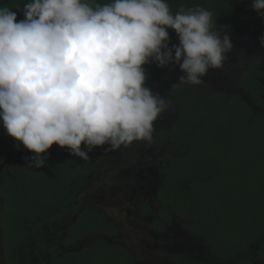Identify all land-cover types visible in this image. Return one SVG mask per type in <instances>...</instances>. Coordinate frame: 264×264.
I'll list each match as a JSON object with an SVG mask.
<instances>
[{
  "label": "clouds",
  "instance_id": "1",
  "mask_svg": "<svg viewBox=\"0 0 264 264\" xmlns=\"http://www.w3.org/2000/svg\"><path fill=\"white\" fill-rule=\"evenodd\" d=\"M251 8L264 19V0ZM23 16L0 7V123L34 153L35 168L53 144L88 160L100 146L150 143L166 105L146 86L144 65L178 66L179 83L201 85L233 48L211 11L173 14L167 0H29Z\"/></svg>",
  "mask_w": 264,
  "mask_h": 264
},
{
  "label": "trees",
  "instance_id": "2",
  "mask_svg": "<svg viewBox=\"0 0 264 264\" xmlns=\"http://www.w3.org/2000/svg\"><path fill=\"white\" fill-rule=\"evenodd\" d=\"M27 2L0 0V7L16 12L20 21L24 19L23 5ZM97 2L104 4L110 0ZM235 2L167 0L173 14L181 7L200 6L212 12L217 25L225 15L228 18V9ZM168 31L169 47H172L178 40L173 30ZM144 68L148 74L145 83L150 90L165 73L179 69L172 65L159 68L155 63ZM188 88L185 83L169 97L165 96L166 103L180 99L187 108L172 129L177 145L174 158L163 170L166 187L160 197L174 215L184 220V227L203 239L213 252H228L221 256L215 254L217 257L235 260L234 264H252L255 255L264 259V117L253 115L243 103L224 104L214 94L202 97L201 102L193 101L191 96L185 97ZM108 148V145L97 147L88 153V160H83L71 155L67 148L53 144L41 154L42 158L46 157L45 165L30 167L34 153L8 136L0 123L2 248L7 253L14 252L27 231V220L43 216L51 208L64 210L71 204L96 164L112 151ZM81 149H85L83 144ZM95 217L93 214V220L102 228V218ZM107 248L98 243L90 263L82 257L63 264H117L120 261L132 264L130 254L120 248L111 253H96Z\"/></svg>",
  "mask_w": 264,
  "mask_h": 264
},
{
  "label": "flooded vegetation",
  "instance_id": "3",
  "mask_svg": "<svg viewBox=\"0 0 264 264\" xmlns=\"http://www.w3.org/2000/svg\"><path fill=\"white\" fill-rule=\"evenodd\" d=\"M251 3L252 0H236L235 4L230 6L228 18L225 15L217 25L218 28L224 29L221 35H229L233 44L232 51L226 53L224 68L209 69L204 77L207 82L204 86L188 84L190 89L185 91V97L191 96L193 101L201 102L202 97L214 94L221 97L224 104L243 103L250 108L253 115L264 117V47L259 43V38L264 34V19L258 17L251 8ZM165 74L173 75L175 79H170L161 92L160 97L163 99L185 84L177 80L183 74L180 69ZM174 85L176 86L173 87ZM192 98L189 100L191 101ZM169 101V103L165 102L164 112L176 109L178 113L175 117L165 118L158 128L154 124L150 143L133 142L135 146L131 145L129 154L135 155L137 160L133 161L134 163L130 159L123 162L120 157L106 168L108 171H116L111 178L114 181L112 183L121 185L119 187L122 188V194L119 197L127 198V202L122 201L119 205L120 202L117 201V207H113L110 205L112 201H108L107 198L114 199L115 194L109 196L108 192L100 190L106 172L102 166L115 153L116 150H112L96 164V169L88 175L86 182L78 190L75 200L66 205L64 210L51 208L43 216L37 215L26 221L27 231L21 241H18L19 245L14 252L7 253L0 243L2 250H0V254L2 253L0 264H63L65 261L75 262L82 257L90 263L91 254L95 253L93 248L98 243L108 248L96 250V253H111L120 248L128 252L133 259L132 264H136L138 257L123 243L117 241L123 226H130L129 220L146 226L143 235L144 246L149 251L153 250V254H158L163 261L162 264H192V262L204 264L202 261L180 254L183 251L173 248L172 244L176 236L172 230L174 221H180L187 237L188 234L194 235L184 227V220L174 215L168 204L160 197L161 191L166 187L164 184L166 173L163 170L174 158V149L177 145L172 138V129L178 122L180 114L187 108L184 100ZM192 107H195V103H192ZM140 142L143 143L138 147ZM151 146L168 148V159L157 160V156L151 154ZM120 168L121 171L117 172ZM111 210L112 214L109 213ZM3 213V200L0 199V242ZM93 214L97 219L102 218V228H99L98 222L93 220ZM10 239L12 243V238ZM255 261L253 258L252 264H255ZM117 264L122 263L120 261Z\"/></svg>",
  "mask_w": 264,
  "mask_h": 264
},
{
  "label": "rangeland",
  "instance_id": "4",
  "mask_svg": "<svg viewBox=\"0 0 264 264\" xmlns=\"http://www.w3.org/2000/svg\"><path fill=\"white\" fill-rule=\"evenodd\" d=\"M183 75L184 73L181 74L179 77ZM179 77L177 78L178 82H179ZM204 77L201 78L204 83L199 85V87L207 84L206 79ZM170 79L174 80L175 76L166 75V74L163 75L161 79L153 85L152 87L153 90L151 91L152 92L154 91V94L160 97L161 92L164 90L166 85L169 83ZM166 112H164L165 114L162 113L159 119L155 122V125L157 128L162 125L165 118H168L169 116L175 117L176 113H178V110L174 109L173 111H166ZM142 143L140 142L138 147L141 146ZM131 145L133 147L135 146V144L133 143ZM131 145L127 147L122 146L120 149H118L121 151L116 150L115 153L110 156L112 159L110 158L109 160H107V162L104 163L102 168L106 170L107 167L111 166V163L113 161L117 160L120 157H122L123 162L129 159L132 160V162L136 161L137 160L136 156L133 154H129L131 152L130 150ZM167 150L168 148H160V147L153 148L151 146V154H154L155 156H157V160L159 161L168 159L169 154H167ZM120 171H121V168L118 169L117 172H120ZM115 173L116 171L106 170V172L104 173L103 180H102V185L100 187V190L108 192L107 195L109 196L110 195L112 196L113 194H115L114 199L107 198L108 201H112L110 205L113 207H117V201L120 202L118 203L119 205H121L122 201L127 202V198L119 197V195L122 194V188L119 187L121 185L112 183L114 181L111 178H113ZM96 174H99V173L96 172ZM158 182H160L159 179H158ZM122 187L124 189V184L122 185ZM109 213L112 214L113 211L111 210L109 211ZM129 221H130V226H127V225L123 226V229L121 230L119 234V239L117 241L119 243H123L126 247H128V249H130V251H132L138 257L136 264H162L163 261L159 258V255L153 254V250L149 251L144 246L143 235H144V232L146 231V226H144L143 223L139 225L135 221H131V220ZM174 222L175 224L172 225L173 226L172 230L175 232L176 236H175V240H173L172 246H174L173 247L174 249L183 251L180 254H183L191 259H197L199 261H202L204 262V264H234L235 263V260L234 261L222 260V258H219L216 256L218 254L220 256L224 254H228V252H222L221 250H217L213 252V250L205 243V241H202L201 239L196 238L189 234L187 237V234L185 232L186 230L184 228L183 229L181 228L183 226L180 223V221H174ZM255 260H256L255 264H264V259H261L257 257L256 255H255Z\"/></svg>",
  "mask_w": 264,
  "mask_h": 264
}]
</instances>
